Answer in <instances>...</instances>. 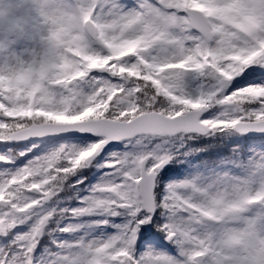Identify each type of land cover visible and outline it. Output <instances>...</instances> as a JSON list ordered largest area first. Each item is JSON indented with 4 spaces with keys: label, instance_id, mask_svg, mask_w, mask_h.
Instances as JSON below:
<instances>
[{
    "label": "snow or ice",
    "instance_id": "snow-or-ice-1",
    "mask_svg": "<svg viewBox=\"0 0 264 264\" xmlns=\"http://www.w3.org/2000/svg\"><path fill=\"white\" fill-rule=\"evenodd\" d=\"M45 236L47 264H264V0H0V264Z\"/></svg>",
    "mask_w": 264,
    "mask_h": 264
},
{
    "label": "rangeland",
    "instance_id": "rangeland-1",
    "mask_svg": "<svg viewBox=\"0 0 264 264\" xmlns=\"http://www.w3.org/2000/svg\"><path fill=\"white\" fill-rule=\"evenodd\" d=\"M86 173L92 172L94 170L92 169H87L85 170ZM99 175V173L97 172L95 176H91V182L95 183L96 182V177ZM85 183H88V181H85ZM154 229V228H153ZM26 227H21L19 229H17V231H26ZM50 241L48 239L47 236L44 237V239L41 240L40 242V246L37 247L36 249V253H35V259L36 261L39 262V264H47V253H48V247H46L47 245H50ZM137 251H144V249L146 247H155V248H165L170 252H174V248H172L171 245L167 244L164 240H163V236L162 234L158 237L153 235V231L152 234L142 237L140 240H138L137 242ZM53 251H55V249H52Z\"/></svg>",
    "mask_w": 264,
    "mask_h": 264
},
{
    "label": "water",
    "instance_id": "water-1",
    "mask_svg": "<svg viewBox=\"0 0 264 264\" xmlns=\"http://www.w3.org/2000/svg\"><path fill=\"white\" fill-rule=\"evenodd\" d=\"M251 135V134H250Z\"/></svg>",
    "mask_w": 264,
    "mask_h": 264
}]
</instances>
